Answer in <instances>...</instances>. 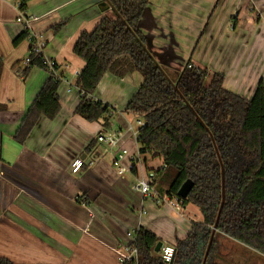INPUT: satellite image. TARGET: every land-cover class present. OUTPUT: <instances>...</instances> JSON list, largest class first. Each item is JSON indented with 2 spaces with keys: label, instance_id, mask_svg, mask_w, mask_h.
Returning a JSON list of instances; mask_svg holds the SVG:
<instances>
[{
  "label": "crops",
  "instance_id": "1",
  "mask_svg": "<svg viewBox=\"0 0 264 264\" xmlns=\"http://www.w3.org/2000/svg\"><path fill=\"white\" fill-rule=\"evenodd\" d=\"M215 5L209 13V0H150L140 28L157 60L173 75L191 58L194 66L223 73L226 89L250 99L264 77V0H219ZM20 12L19 0H0V105L6 106L0 111V256L15 264H125L122 254L140 226L163 245L185 238L203 215L194 204L176 205L167 194L170 178L156 183L161 200L145 198L133 188L139 173L161 168L163 159L149 161L150 156L141 155L144 163L136 172L119 175L113 151L97 138L124 131L122 146L137 157L139 145L127 131L134 116L124 109L141 74L103 76L93 97L115 108L106 130L104 120L90 122L75 114L77 72L85 61L74 46L83 31L91 32L105 16L114 17L106 0L28 3L23 14L32 20L30 30L43 39L44 58L57 63L62 76L61 109L53 119L41 117L24 144L14 139L49 75L38 66L24 73L31 43H13L24 30ZM17 61L21 63L14 67ZM77 158L85 165L74 172ZM219 238L229 250L237 246L250 252L244 264H264V255ZM230 256L236 264L231 251Z\"/></svg>",
  "mask_w": 264,
  "mask_h": 264
},
{
  "label": "trees",
  "instance_id": "2",
  "mask_svg": "<svg viewBox=\"0 0 264 264\" xmlns=\"http://www.w3.org/2000/svg\"><path fill=\"white\" fill-rule=\"evenodd\" d=\"M30 1L19 0V9L25 11ZM106 1L114 17L105 16L91 32L83 31L74 46V53L85 61L76 81L80 101L75 114L90 122L104 120L106 130L115 108L93 97L100 81L106 73L125 78L139 72L142 82L124 109L142 121L136 139L139 153L161 157L156 183L170 178L168 196L182 206L196 205L203 215L202 221L192 222L185 238L176 239L171 263L155 251L161 239L140 226L130 243L137 248V260L125 264H203L211 240L205 264H212L220 235L264 255V77L250 99L226 89L223 73L194 66L191 58L172 77L140 28L150 0ZM63 25L54 26L55 31ZM28 38L25 28L13 43ZM28 57L25 74L38 66L49 75L15 131L20 144L41 117L53 119L61 109L57 63L50 69L32 44ZM0 111L6 106L0 105ZM187 180L193 186L181 197ZM0 264L15 263L0 256Z\"/></svg>",
  "mask_w": 264,
  "mask_h": 264
},
{
  "label": "built area",
  "instance_id": "3",
  "mask_svg": "<svg viewBox=\"0 0 264 264\" xmlns=\"http://www.w3.org/2000/svg\"><path fill=\"white\" fill-rule=\"evenodd\" d=\"M21 11V10H20ZM20 20L24 22V29H28L29 32V41L32 44V50L35 53H42V50L45 46V42L43 39L34 35L30 30V24L32 20L26 17L23 14V11L20 12ZM30 58L27 57L25 59L26 64L30 62ZM47 64L50 69H53L55 62L47 61ZM191 66V65H189ZM80 71L77 72V76ZM62 80V78H61ZM138 124L142 125V121L138 120ZM127 131L131 133L132 136L137 139L138 130H135L131 125L127 127ZM122 137L123 132L121 130L109 131L103 134L98 135V141L104 145H107L113 151V165L119 175L124 174L125 172L132 171L135 167L136 171L138 169V165L141 164V154L138 151L137 157L135 155H131L125 147L122 146ZM93 162H89V165H92ZM85 165V161L81 158H77L72 163V170L74 172H78ZM156 171L155 170H145L142 174L137 175V182L134 184L133 188L140 192L143 197L151 198V199H159L161 200V193L156 185L155 181ZM136 238H133L132 241H135ZM161 256L166 263H171L175 256V247L172 244H166L161 247ZM138 252L137 248L128 245L125 248V252L122 254V262L125 263L131 260H137Z\"/></svg>",
  "mask_w": 264,
  "mask_h": 264
},
{
  "label": "rangeland",
  "instance_id": "4",
  "mask_svg": "<svg viewBox=\"0 0 264 264\" xmlns=\"http://www.w3.org/2000/svg\"><path fill=\"white\" fill-rule=\"evenodd\" d=\"M216 2H217V0H212V1H210L209 0V5H210V7H211V9H210V11H209V13H211V11H213L214 9V5L216 4ZM221 3H222V0H221ZM206 4H207V2L204 4V6L205 7H207L206 6ZM218 4V3H217ZM216 6H218V5H216ZM209 7V8H210ZM217 9H218V7H217ZM216 11V10H215ZM214 11V12H215ZM196 41H197V39H196ZM196 41H195V43H196ZM194 43V44H195ZM172 71H174V70H172ZM170 72V71H169ZM170 74H171V76L173 77V73L172 72H170ZM133 119L131 120V124H132V127L135 129V130H138L139 131V128H140V126L141 125H139L138 124V120H137V118H134V117H132ZM124 132V131H123ZM127 131H125V133H126ZM132 139L133 140H135V137L134 136H132ZM148 160L149 161H151L152 160V158H151V156L150 157H148ZM141 162L142 163H144V161H143V159L141 160ZM136 182H137V180H136ZM135 182V183H136ZM134 183V184H135ZM175 203H176V205H181L177 200H175ZM195 206V205H194ZM197 207V206H196ZM198 208V210H199V207H197ZM181 209V208H180ZM222 239H220L219 238V241H218V245H217V248H216V250H215V255H216V257H215V259H213V261H212V264H233V261L231 260L232 259V256H230V251L232 252V255H235L236 257H237V261H236V264H244V259H243V257L245 256V258L247 257V253H250V252H248V251H244L243 249H241V248H239V247H237V246H235V247H231V249L229 250V248H228V244L227 243H225V242H223V240L221 241ZM245 254V255H244ZM241 255H243V256H241ZM230 257V258H229ZM229 258V259H228Z\"/></svg>",
  "mask_w": 264,
  "mask_h": 264
},
{
  "label": "water",
  "instance_id": "5",
  "mask_svg": "<svg viewBox=\"0 0 264 264\" xmlns=\"http://www.w3.org/2000/svg\"><path fill=\"white\" fill-rule=\"evenodd\" d=\"M192 186H193V182H192L191 180H187V181L184 183V185L182 186V188L180 189V191H179V195H180L181 197H187V195H188L190 189L192 188ZM215 232H216V226L214 227V234H215ZM214 234H213L212 238L214 237ZM211 242H212V240H211ZM211 242H210V245H211ZM210 245H209V247H208V250H207V253H206V256H205V259H204V263H203V264L206 263L207 256H208V254H209V250H210ZM162 246H163L162 241H159V242L157 243L156 247H155V251H156V252H160Z\"/></svg>",
  "mask_w": 264,
  "mask_h": 264
}]
</instances>
